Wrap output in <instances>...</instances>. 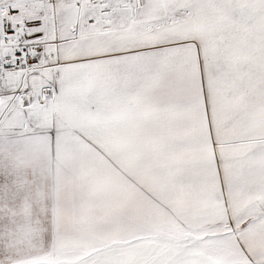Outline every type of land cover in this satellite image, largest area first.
<instances>
[{"label":"snow or ice","instance_id":"6c2138e0","mask_svg":"<svg viewBox=\"0 0 264 264\" xmlns=\"http://www.w3.org/2000/svg\"><path fill=\"white\" fill-rule=\"evenodd\" d=\"M0 264H264V0H0Z\"/></svg>","mask_w":264,"mask_h":264}]
</instances>
